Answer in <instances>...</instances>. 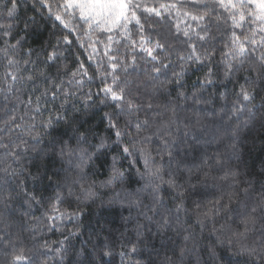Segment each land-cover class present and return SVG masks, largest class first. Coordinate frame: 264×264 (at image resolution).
<instances>
[{
	"label": "trees",
	"instance_id": "obj_1",
	"mask_svg": "<svg viewBox=\"0 0 264 264\" xmlns=\"http://www.w3.org/2000/svg\"><path fill=\"white\" fill-rule=\"evenodd\" d=\"M137 2L161 12L157 17L139 9L137 15L142 23L147 17L143 35L151 34L156 38V33H160L166 37L170 47L163 62L169 67L160 77L164 85L157 88L155 94L144 88L136 93L145 105L144 110L138 116L123 117L119 121L121 129L126 128L127 119H148L151 126L139 136L134 129H127L132 135H126L122 140L128 143L135 138L137 147H141L142 138L151 137L147 147L156 162L163 165L165 179L169 178L167 173H171L183 187L173 190L164 185L163 205L155 204L147 191L138 196L130 195L137 193L143 184L137 175V170H143L139 155L119 160V166L126 173L122 184L100 187L110 172L112 156L117 154V147L112 145L102 150L85 168V187L95 181L97 196L90 200H77L76 196L80 195L78 185L73 188L74 195L67 194L63 187V177L68 175L67 158L61 159L56 154L59 145L56 152L53 151V142L63 140L76 148L77 138L84 132L88 135V142L79 147L91 152L101 137L115 140L114 132L104 119V113L112 109L100 105V97L96 95H93V100L97 103L85 107L86 102L91 103L87 93H98L104 86L96 71L97 66L103 64L102 71H111L105 55L108 51L105 47L107 36H113L112 51L108 55H118L124 63H130L131 57L136 56L135 71L128 69L131 76L117 69L122 80L144 79L145 69L151 74L154 62H150L147 54L138 47L132 51L130 41L120 32L92 34L94 52L76 20L70 22L75 31L69 33L38 0H18L19 6L11 21L12 35L4 37L0 34V49L5 47V39L9 44H14L16 39L21 40L15 52L10 53L19 63L9 66L8 58L0 53V129H3L0 131V143L8 144V150L20 154L19 159H14L6 156V150L0 148V235L12 242L6 245L0 241V264H9L14 254L24 257L20 264H259L258 257L254 260L241 252V248L259 250L264 224L258 223L253 230L239 236L237 233L244 229L238 218L233 223L231 212L210 213L207 219L199 216L204 221L203 225L197 223V219L204 205L212 207L221 196L226 202V193L229 192L237 193L231 208L240 206L237 201L252 206L259 200L264 186V81L257 79L254 71H241L225 78V66L221 61L222 52L227 50L224 48L227 33L223 26L217 31L213 23L211 28L215 39L210 44L199 41L195 34L201 31L197 22L190 17L186 23L180 21L184 11L196 14L191 6L182 9L177 0ZM7 3L8 0H0V22H7ZM171 4H177V7L167 11L161 8V5ZM53 11L62 12L56 8ZM128 27L131 38L139 41L140 34L134 24ZM184 30L189 32L191 41L183 35ZM65 35L71 44L63 42ZM57 41H60L56 48L58 57L54 63H46L47 54L53 51ZM81 42L85 47H80ZM189 43L195 44L201 55L206 49L214 48L212 59L203 65L181 60L180 56L187 58L192 52ZM25 60L30 63L25 65ZM79 62L85 64L88 75L92 77L91 80L83 77L82 86L68 82ZM181 65L185 70L177 83L173 72L181 73ZM245 68L249 65L246 64ZM209 69L213 73L211 84L204 83ZM13 75L18 77L17 80H12ZM29 75L34 79L28 80ZM249 76L256 81L252 118L247 111H233L246 103L237 93ZM52 80L64 82L56 99L52 100L50 93L41 97ZM107 80L110 82L111 77L108 76ZM37 97H41L39 112L35 111ZM29 98L32 104H28ZM149 103L151 109L147 108ZM61 104L64 105L67 122L61 121L51 128L43 127L41 121H46L50 113L55 115L60 111ZM12 114L16 120L11 125L12 130L8 131L3 122ZM237 125L240 126L239 133L233 139L230 132ZM34 136L40 139L39 144H36ZM233 143L235 149L231 147ZM13 145H19V148ZM217 160L222 164H217ZM226 172L229 178L222 179ZM232 172L237 174L236 184L232 183ZM244 188L249 189L247 197ZM177 191L184 193L183 206L187 210L179 214L175 212V206L180 202L176 198ZM57 192L63 197L59 204L60 212L66 213L63 217L51 210ZM133 200L137 203H132ZM197 203L201 209L196 208ZM76 212L79 215L72 216ZM50 216L59 218L53 220ZM165 219L167 224H164ZM133 247L137 249L135 253L131 252ZM105 252L110 255H105Z\"/></svg>",
	"mask_w": 264,
	"mask_h": 264
},
{
	"label": "snow or ice",
	"instance_id": "obj_2",
	"mask_svg": "<svg viewBox=\"0 0 264 264\" xmlns=\"http://www.w3.org/2000/svg\"><path fill=\"white\" fill-rule=\"evenodd\" d=\"M38 3L48 11L49 15L53 16L56 21L69 30V33L75 31L74 27H70V22L76 20L77 26L81 28L84 32L85 37L89 41V47H94L95 41H92V34L94 33H114L120 32L123 38L130 41L131 50L135 51L138 47L140 51L145 52L150 58V62H154L151 68V74L148 69H145L144 79L137 78L135 81L131 79H121L120 74L117 69H120L128 76L131 73L128 72L129 68L133 71L136 69V56L131 57L130 63H124V60L119 58L118 55H108V52L112 51L111 45L113 43V36L108 35V43L105 45L108 50L105 55L108 59V66L111 71H102L103 64L97 66V73L102 78L103 87L100 88L98 93L93 94L91 91L87 93L88 101L91 103L85 104L86 108L94 106L97 101L93 100V95L99 96L98 103L109 107L112 109L111 112L104 113V119L107 121V127L114 132L115 140L111 138L101 137L99 142L92 147L94 151H88L87 148L79 147V145L86 144L88 142V135L81 132L77 138L78 147H70L63 140L53 142V151L56 152V146L59 145L58 154L61 159L67 158L66 163L68 168L66 172L68 175L63 177V187L67 189V194L69 196L74 195V186H79L80 195L76 196L77 200H90L97 196L94 190L95 181L88 183L87 176L85 173V168L88 167L89 162L93 160L102 150L110 148L112 145L117 147V154L112 156V163L110 166V172L105 181L100 183V187H111L117 184H122L126 179V173L119 166L118 162L120 159H126L129 157L135 158L139 155V158L143 161V170H137V175L140 177V181H143L141 188L137 190V193L130 195H137L141 192H149L155 204L163 205L165 197L162 195L163 186L167 185L169 189L179 190L183 185L177 183V180L172 177L171 173H167L168 179H165V172L163 170V165L156 162L153 158L151 151L147 145L151 142V137H143L140 143L141 147H137V140L133 138L128 143L122 140L124 136H131L132 133L127 131V129H134L136 136H139L144 130L149 128L150 121L148 119L135 120L127 119L126 128L121 129L119 126V121L123 117L138 116V114L144 110L145 105L140 102L136 93L139 92L141 88L145 90L151 89L152 94H155L157 88L164 85V82L160 81L161 75H164L165 69H168L169 65L164 63V56L168 51L167 39L160 33H156V38L150 34L148 36L143 35L145 30V23H147V17L144 18V23L141 22V17L137 15V10L142 9L149 15L154 14L155 16H161V12L155 8H145L142 4L138 3L137 0H38ZM181 8H186L191 6L196 14L191 11H184L183 15L185 17H190L192 21L197 22V27L200 28V32L195 33L199 41L210 44L211 41L215 39L212 35L211 25L214 23L216 25L217 31H220L223 26L225 33H227L228 39L224 42V48L226 51L222 52L223 59L221 63L225 66L224 76L229 78L235 73L241 71H254L257 74V79L264 81V0H177ZM18 0H8L5 5V20L7 22H0V34L4 37H10L12 35L13 24L11 21L15 17L16 10L18 8ZM177 4L171 5H161L166 11L171 8L175 9ZM53 8L62 10L53 11ZM222 10V11H221ZM63 13V14H62ZM223 13H227L225 16ZM67 17V19H66ZM134 24L138 30L139 41L131 38V30L129 25ZM87 26L86 28L84 26ZM180 29L177 26V32ZM203 33V34H201ZM183 35L191 41L189 32L187 30L183 31ZM78 40L80 37L77 38ZM99 41V36H97ZM63 42L71 44L68 35L63 37ZM103 43V41H100ZM117 44L119 40L115 41ZM5 47L0 49L5 57L8 58V65L12 66L19 63L13 57L10 56L11 52H15L17 46L21 44L20 39H16L14 44H9L8 40L3 41ZM60 41H57V45L53 48V51L47 54L46 63H54L58 57L56 48L59 47ZM126 47L128 45H125ZM80 47H85V44L81 42ZM189 47L192 49L191 54L185 58L180 56L181 60H189L195 64L203 65L206 61H210L214 55V48H209L204 51L201 55L197 52V47L193 43H189ZM31 50H29L30 54ZM259 52V55L257 53ZM254 58V63H253ZM91 59V57H89ZM115 61V63H113ZM25 65L30 63L29 60L23 62ZM248 64L249 68H245ZM183 65H181V73L173 72V75L177 77V83H179V78L182 76L184 71ZM59 71V70H57ZM11 75V73H9ZM41 76L44 75L43 72L40 73ZM213 73L211 69L205 76L204 83L211 84L213 80L211 79ZM80 76L81 79H76ZM111 77V81L108 82L107 77ZM72 79L69 83H75L77 85H83V77H88L89 80L92 79L88 75V70L83 62H79V66L75 71L71 73ZM13 81L17 80V76L11 77ZM23 79V77H20ZM28 80H33L34 77L29 75ZM48 81V78L45 77ZM170 82V81H169ZM63 81L56 83L54 80L49 82V87L45 88L41 97H46L51 94V99L55 100L57 93L62 89ZM255 86L256 81L252 80L251 77H247L245 85L240 86V91L237 93L239 97L246 103L241 107H236L233 109L236 113H241L247 111L249 113V118H252V109L255 105H252V101L255 99ZM67 95V92L64 93ZM41 97L36 98L37 107L35 111L39 112V102ZM28 104H32L31 98L28 100ZM251 105V107H249ZM152 105L149 103L147 108L151 109ZM167 107V106H166ZM64 105H60V111L55 115L49 114L46 121H41V124L45 128H51L54 125L59 124L61 121L67 122V117L63 112ZM173 112L175 109H171ZM16 116L14 114L9 115L6 120H4V125L7 127L8 131H11V125L15 122ZM247 121H245V124ZM17 128L20 127L19 124L16 125ZM34 127V125L32 126ZM239 125L237 128L232 129L230 135L235 139L239 133ZM3 131V129H0ZM227 131V130H226ZM36 144L40 143L38 137H33ZM14 148H19V145H13ZM235 149V143L231 145ZM0 148L6 150V156H12L14 159H19V153L16 151H10L9 145L6 143H0ZM35 150V147L33 148ZM43 152V150H41ZM171 156V153H169ZM217 164H222L221 161L217 160ZM7 171V169H4ZM236 173H231V180L233 184L238 183L236 180ZM229 173H225L222 179H228ZM245 196H248L249 189H243ZM227 200L225 202V197L221 196L218 198L212 207L207 205L203 206V210L199 212L197 223L203 225L204 221L199 219V216H203L205 219L209 218L210 213L214 215H219L220 213H233L231 217L233 223L236 219H239V224L243 226L244 231L238 232L237 235L244 236L249 231L253 230L258 223L264 224V186L259 193V200L255 205L249 206L246 204H241L239 201L237 203L240 205L237 208H231L234 200H236L237 193L229 192L226 193ZM184 193L177 191V199L179 203L175 206V212L177 214L181 212H186L187 210L183 206ZM32 199H35L33 196ZM63 202V197L60 192H57L54 200L51 203V210L53 213H59V217H63L66 213L60 212L59 204ZM132 203H137L133 200ZM200 204H196L197 209H201ZM241 208L243 210H241ZM79 215L78 212L72 213V216ZM58 216H50V219H58ZM150 219V218H149ZM167 219L164 220V224H167ZM225 227V225H221ZM230 227V226H229ZM261 244L259 250L257 248L243 247L241 252L247 253L248 256L259 258V264H264V228L261 232ZM187 239V237L185 238ZM0 241H4L5 244H11L10 240H6L5 236L0 235ZM137 249L133 247L131 252L135 253ZM105 255H110V253L105 252ZM123 256L124 253H121ZM24 257L21 255L14 254L12 256L9 264H20V261Z\"/></svg>",
	"mask_w": 264,
	"mask_h": 264
},
{
	"label": "rangeland",
	"instance_id": "obj_3",
	"mask_svg": "<svg viewBox=\"0 0 264 264\" xmlns=\"http://www.w3.org/2000/svg\"><path fill=\"white\" fill-rule=\"evenodd\" d=\"M180 21H183L184 23H186L189 20V17H185V16H180Z\"/></svg>",
	"mask_w": 264,
	"mask_h": 264
}]
</instances>
